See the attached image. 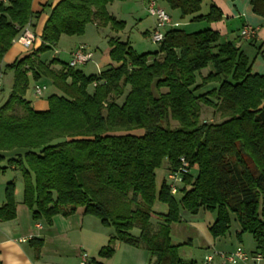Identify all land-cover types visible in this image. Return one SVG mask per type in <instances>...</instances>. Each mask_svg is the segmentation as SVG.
Wrapping results in <instances>:
<instances>
[{"label": "trees", "instance_id": "1", "mask_svg": "<svg viewBox=\"0 0 264 264\" xmlns=\"http://www.w3.org/2000/svg\"><path fill=\"white\" fill-rule=\"evenodd\" d=\"M32 1L0 2V72L13 78L0 103V176L19 172L31 219L50 226L54 216L82 208L113 230L100 258L109 259L118 241L147 251L150 264H194L179 257L183 244L172 242L171 225L181 222L182 211L194 216L204 210L215 216L208 230L213 239L225 237L234 221L236 239L249 234L254 250L237 247L264 260V76L251 72L237 41H221L211 29H167L157 52L137 54L128 42L111 38L108 57L116 66L86 76L41 56L61 36H83L88 25L122 31L124 22L106 7L125 0H61L52 8L48 0L39 13L32 12ZM163 1L191 22L222 18L212 5L199 14L207 0ZM250 5L264 19V0ZM45 10L39 46L1 66L12 40ZM43 81L55 93L46 98L47 110L35 111L26 94L31 82ZM202 108L219 121H201ZM135 130L142 135L128 134ZM180 159L189 172L171 195L165 177ZM163 163L157 189L155 172ZM14 190L13 181L5 185L0 222L15 219ZM156 202L166 206L164 214L152 211ZM29 245L38 259L42 240Z\"/></svg>", "mask_w": 264, "mask_h": 264}, {"label": "crops", "instance_id": "2", "mask_svg": "<svg viewBox=\"0 0 264 264\" xmlns=\"http://www.w3.org/2000/svg\"><path fill=\"white\" fill-rule=\"evenodd\" d=\"M59 1L61 0H51V8ZM128 1L129 0H125L122 3L125 4ZM140 1L142 2L143 6H146L148 0ZM47 2L48 0H33L31 4L32 12L39 13L42 6ZM135 4L136 6H140L141 3L137 2L136 0ZM203 4L207 5V12L211 5L216 6L222 13L221 20L209 24L203 21L191 22V17L189 16L184 19L180 18L181 21L185 22L182 23L183 27H190L192 23L205 24L206 28L204 29H211L217 32L220 35L221 41H237V45L251 61V72L253 74L264 76V19L253 14L250 0H207L203 2ZM205 14L206 13H202L201 15ZM48 15L49 11L45 10L36 20L34 19L30 22V26L36 35L40 36ZM110 15L113 16V14ZM153 26L154 25H152L149 30H146L145 33L148 34L150 30L152 31ZM88 27L95 28L94 25H88L86 29ZM244 27H251L254 29L255 36L252 41H246L240 36V31ZM62 37L63 36L60 38L61 40ZM67 40H69L68 43H71V47L67 49L69 59L72 52L80 45L86 46L89 50L91 49V44L88 41V38L85 37V34L82 37H79L77 40L72 38ZM252 50H255V53H252ZM109 51L110 47L108 45V47L104 49V54L101 55V57L98 59L99 61L95 64L99 70L97 73L102 71L108 65L116 66L115 64L111 63L108 57ZM24 52L25 50L20 47V45L13 43L11 49L5 55L1 66L14 62L19 57L25 55ZM55 55L58 56L59 52L55 51ZM12 79V72H0V94L3 92L5 95L6 87L10 90ZM52 93H55V91L53 90ZM31 98L32 99L27 97L35 111L47 110V101L44 103L42 101L44 99L43 97L41 99H36L31 95ZM2 165H5V162H3ZM7 171L13 173L16 172L10 169ZM4 180L5 179L2 181L0 180V207L5 202L3 187H5L7 183L13 181L15 185L14 200L16 204V210L14 220L0 222L1 264H78L80 254L82 252L87 254L89 264H150V256L147 251L141 248L125 245L118 241L114 242V253L109 259L100 258L98 253L101 248L108 245L109 240L113 235V230L111 231V228L102 226L100 221L96 218L85 215L82 208H78L74 214L66 218L60 215L54 216L50 226L46 225L43 221H33L31 219L30 212L22 204L23 185L21 188L19 182H17L18 180H11L9 182ZM152 211H154L153 207ZM166 211L167 208H165L164 212H154L164 214ZM196 216L197 215H184L182 211L181 221L183 219H187L183 221L191 223L189 219L195 218ZM203 220L204 221L201 223L196 221V223L192 224V226L198 232L199 239L202 238V241L199 245L204 247L206 250L208 249L207 251H209L210 249L212 250L217 243H220L225 239H223L224 237L213 239L210 236L208 230L214 222V217H212L211 214L204 216ZM156 223V221L152 223L154 228ZM133 231H136V233ZM133 231L132 235L137 236L138 230L134 229ZM244 238L245 237L243 234L240 241L236 239L240 244L236 246L231 245L230 251L234 250L237 246H241L242 249H244L242 246V244L244 245L245 242ZM32 239L42 240V246L38 259L34 258L33 248L29 245V241ZM171 240L174 241V244L176 245L183 244L179 248H183V246L191 247L194 244L193 240L186 238V241H184L181 238L179 239L174 237L172 233ZM248 248L249 250H244L247 253L252 252L254 250V245L251 247L249 246ZM189 255L190 254H188L187 257H189ZM204 258L205 256H203V260ZM184 259L185 258H181V260L186 261ZM214 259L215 258L213 257V260L210 263H206L204 260L203 264H218V261L216 263L214 262ZM221 262V264H226L222 260ZM240 264H264V260L262 259L259 263H254L251 261Z\"/></svg>", "mask_w": 264, "mask_h": 264}, {"label": "rangeland", "instance_id": "3", "mask_svg": "<svg viewBox=\"0 0 264 264\" xmlns=\"http://www.w3.org/2000/svg\"><path fill=\"white\" fill-rule=\"evenodd\" d=\"M137 2L141 3L140 6H136V0H129L127 3L123 4L122 2H114L109 5H107V12L109 14H113L117 18L118 21L124 22V29L119 32L112 31L109 27L96 29L92 27H88L86 29L85 37L88 38V41L91 44L90 51L93 53V57L91 61H89L87 64L79 67V70L84 73V75H94L99 70L96 67V63L99 61L98 59L101 57V55L104 54V49L108 47V40L110 38H115L119 40L120 42L128 41V43L131 45L133 50L137 54H147V53H155L159 49V44L152 41L150 37L151 30L148 34H146V30H149V28L154 25V19L148 14V11L146 9V6L142 4L140 0H137ZM156 4L160 6L161 8H164L167 12L169 18L171 19V26L167 27V29H180V30H186V32H197L200 30H204L205 24H199V23H192L190 27H183L182 23H185L184 21H181L180 14L177 10H171L168 8V6L165 4L163 0H156ZM207 13V5L203 4L200 14ZM177 22V23H176ZM179 22V23H178ZM176 23V24H174ZM154 27V26H153ZM37 36V40L35 44L28 50H25V54L31 52L33 49L37 48L40 44L39 36ZM82 37V36H80ZM69 38L72 39H79V37H67L63 36L62 40L60 39L59 42L56 44L53 50L43 54L41 56L42 61H50L52 58H57L59 61L63 63L69 62V56L67 53V49L71 47V43H68ZM67 41V42H66ZM73 44V43H72ZM55 51L59 52V55H55ZM252 53H255V50H252ZM250 54V53H249ZM252 58V57H251ZM209 69H205L202 71L204 74ZM41 85H44L46 87V91L43 96V102H46V98L52 93L53 89L50 86V84L46 82L39 83ZM35 84L33 82L29 85V90L27 91L26 97L31 98V95L33 96L32 88ZM9 94V89L6 87L5 89V95L3 92L0 94V103H2L6 97ZM34 97V96H33ZM201 121L206 122H218L219 119L216 115H212V110L209 108H202V114H201ZM171 127H175L177 125L176 122H170L169 123ZM141 130H135L131 131L128 134L133 135H142ZM165 163L156 170V186L157 189L159 188L161 184V180L165 173ZM190 174L195 177L197 174L196 168H190ZM3 179L7 180L8 182L11 180H18L20 187L22 188V180L20 177L19 172H10L6 171L4 175L0 176V180ZM4 180V181H5ZM5 187H3L4 189ZM21 198V196H20ZM177 199V197H176ZM166 206L164 204L156 202L153 206V210L155 212H164ZM184 215H190L186 212H183ZM212 215V217L215 218L214 214L209 213L204 210H200L197 213V216L195 218L189 219V222L183 221L187 219H183L181 222L172 224L171 225V233L174 237L181 238L182 240L186 241V238L193 240L194 244L190 246H183V248H179V257L185 258L186 262H193L194 264H203V256L213 255L214 262L218 264H221V260L217 253H228L230 252L231 245H239L240 243L237 242L235 237L236 230L239 229L236 222L232 221L230 225V229L226 236L223 238L225 240H222L220 243H217L215 247L209 251L204 249V247H201L200 242L202 241V238L199 239L198 232L193 228L192 224H195L197 222H203L204 216L206 215ZM190 217V216H189ZM233 218V217H232ZM152 223H154V219L151 220ZM193 221V222H192ZM112 231V229H111ZM134 232V231H133ZM136 233V231L134 232ZM244 249L249 250V246L251 247L253 245V240L249 234H244ZM174 243V241H172ZM189 255V257H187ZM187 258V259H186ZM205 259V258H204ZM223 261V260H222Z\"/></svg>", "mask_w": 264, "mask_h": 264}, {"label": "built area", "instance_id": "4", "mask_svg": "<svg viewBox=\"0 0 264 264\" xmlns=\"http://www.w3.org/2000/svg\"><path fill=\"white\" fill-rule=\"evenodd\" d=\"M5 3L7 0H0ZM148 14L154 19V27L150 33V37L153 42L160 43L163 40V35L167 27L171 26L170 18L164 8H161L156 4V0H148L146 4ZM240 36L246 41L254 39L255 31L251 27H244L240 31ZM37 36L33 32L30 23H28L12 40V44H18L24 50L30 49L36 42ZM93 53L84 45L78 46L71 54L68 66L71 68L81 67L91 61ZM46 87L41 84H35L32 88L33 96L36 99H41L44 96ZM180 165L175 171L167 173L165 180L169 188V193L175 195L178 188L183 183V177L189 172L187 163L180 159ZM217 256L222 259L226 264H240L254 262L259 263L262 260L260 254H247L240 247L235 248L228 253H217ZM205 262L210 263L213 260V255L205 257ZM78 264H89L88 256L85 252H82L79 257Z\"/></svg>", "mask_w": 264, "mask_h": 264}]
</instances>
